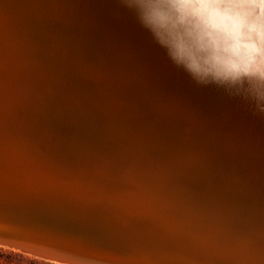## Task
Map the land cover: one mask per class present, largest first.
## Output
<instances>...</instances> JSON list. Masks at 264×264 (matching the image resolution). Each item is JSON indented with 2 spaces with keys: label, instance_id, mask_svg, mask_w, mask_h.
Here are the masks:
<instances>
[{
  "label": "bare ground",
  "instance_id": "6f19581e",
  "mask_svg": "<svg viewBox=\"0 0 264 264\" xmlns=\"http://www.w3.org/2000/svg\"><path fill=\"white\" fill-rule=\"evenodd\" d=\"M84 1L116 29L105 46L87 40V16L67 0H0V209L18 224L41 206L128 209L136 197L163 222L33 224L132 264H264V112L198 84L122 0ZM126 103L135 127L181 148L173 168L108 127Z\"/></svg>",
  "mask_w": 264,
  "mask_h": 264
},
{
  "label": "clouds",
  "instance_id": "9594fccd",
  "mask_svg": "<svg viewBox=\"0 0 264 264\" xmlns=\"http://www.w3.org/2000/svg\"><path fill=\"white\" fill-rule=\"evenodd\" d=\"M198 84L264 112V0H122Z\"/></svg>",
  "mask_w": 264,
  "mask_h": 264
},
{
  "label": "water",
  "instance_id": "95a60500",
  "mask_svg": "<svg viewBox=\"0 0 264 264\" xmlns=\"http://www.w3.org/2000/svg\"><path fill=\"white\" fill-rule=\"evenodd\" d=\"M69 3H73L75 11H72V15L77 18H81L83 15L87 16V40H90L93 44L97 46H105L106 41H110L113 37V33L116 29L109 23V21L96 11H92L86 4L84 0H67ZM85 25V24H84ZM86 40V39H85ZM103 48V47H102ZM129 85V84H127ZM123 86V85H121ZM130 90V88L128 89ZM125 91V90H124ZM129 91H125L124 94L114 95L115 99L121 97L122 100L128 99ZM127 95V96H126ZM126 105V106H125ZM122 104V124L114 125L108 124L111 130H117L123 136H130L138 141H146L157 149L154 156L159 155L160 159L164 158V164L167 167L173 168L175 165V160H179L178 155H180L181 148L176 145V143L168 140L159 138L153 135H147L142 129L143 127H135L134 119L130 118L133 113V109L129 104ZM135 128V129H134ZM172 155H176L174 158ZM182 155V154H181ZM176 158V159H175ZM136 206H128L129 208H121L111 205L103 206H91L87 210L85 209H73L70 207L65 208H45L43 206L36 209L37 219L47 221L62 222L67 218H78L86 219L84 223L89 222L91 225L103 221L111 226H118L120 229H127V231H139L149 225L159 224L163 222L164 212L154 205H147L141 203L135 197ZM1 207L0 213L5 215V217L0 216V242H8L6 239H12V243L19 245L20 247L37 254L46 259L54 260L57 262L65 264H132L126 261H120L119 259H114L113 257L100 255L91 250H85L81 248H76L72 245L64 244L58 240L47 237V235L38 231L36 226L33 224L36 219L35 216H25L24 221L17 224L16 220L10 216L7 211ZM50 239V240H48ZM105 250H110L114 255H123L128 252L127 247L123 249L116 248L109 245H101ZM125 250V251H124ZM135 250V249H134ZM127 251V252H126Z\"/></svg>",
  "mask_w": 264,
  "mask_h": 264
},
{
  "label": "rangeland",
  "instance_id": "374dc122",
  "mask_svg": "<svg viewBox=\"0 0 264 264\" xmlns=\"http://www.w3.org/2000/svg\"><path fill=\"white\" fill-rule=\"evenodd\" d=\"M6 240V243L0 242V264H65L34 254L12 243V239Z\"/></svg>",
  "mask_w": 264,
  "mask_h": 264
}]
</instances>
